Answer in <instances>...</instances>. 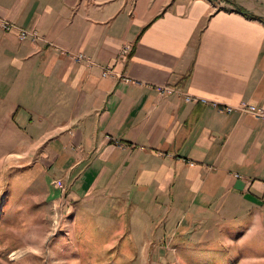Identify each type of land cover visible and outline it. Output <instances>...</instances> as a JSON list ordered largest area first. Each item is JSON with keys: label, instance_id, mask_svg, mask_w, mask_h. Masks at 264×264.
I'll list each match as a JSON object with an SVG mask.
<instances>
[{"label": "crops", "instance_id": "obj_1", "mask_svg": "<svg viewBox=\"0 0 264 264\" xmlns=\"http://www.w3.org/2000/svg\"><path fill=\"white\" fill-rule=\"evenodd\" d=\"M0 18L17 28L0 30V124L57 172L62 218L85 202L171 248L261 226L264 120L212 105L264 108L262 22L208 0H0Z\"/></svg>", "mask_w": 264, "mask_h": 264}, {"label": "rangeland", "instance_id": "obj_2", "mask_svg": "<svg viewBox=\"0 0 264 264\" xmlns=\"http://www.w3.org/2000/svg\"><path fill=\"white\" fill-rule=\"evenodd\" d=\"M213 5L221 11L240 8L251 14L246 8L264 10V0H214ZM72 56L85 60L77 62L92 63L82 53ZM3 128L0 124V264H264V221L260 220L256 221L261 226L251 219L217 221V227L203 235L207 238L203 243L175 240L171 248L161 245L168 235L135 232L122 225L124 220L84 210L89 207L85 202L74 213L65 209L62 218L54 200L64 187L60 189L61 181H55L57 190L51 183L57 172L46 171L48 164L38 153L22 156L27 143Z\"/></svg>", "mask_w": 264, "mask_h": 264}, {"label": "built area", "instance_id": "obj_3", "mask_svg": "<svg viewBox=\"0 0 264 264\" xmlns=\"http://www.w3.org/2000/svg\"><path fill=\"white\" fill-rule=\"evenodd\" d=\"M0 30L4 31V32H12L13 30L17 31V28L11 22L0 18ZM17 37L20 41H22L28 37L35 38L34 35L30 34L29 32H27L25 30H19L17 32ZM76 59H77V61H85L81 56L80 57L78 56ZM103 70H108V68L103 69ZM102 77H107V74L102 73ZM174 93H175V91L172 88L167 87V86L162 87V88L161 87L158 88V94L160 96H171ZM187 99H189V98L187 97ZM212 106H213V109H215L219 113H226V114L238 113L240 115L251 114L259 120H264V110L262 108L255 107V106L250 105V104L241 103L236 108L223 107V106H219V105H215V104H213ZM58 186H59V188L63 187L61 182L58 183ZM62 191H64V189Z\"/></svg>", "mask_w": 264, "mask_h": 264}, {"label": "trees", "instance_id": "obj_4", "mask_svg": "<svg viewBox=\"0 0 264 264\" xmlns=\"http://www.w3.org/2000/svg\"><path fill=\"white\" fill-rule=\"evenodd\" d=\"M208 1L211 2L212 4L214 3V0H208ZM231 11L232 12H235V13H239V14H241L242 16H244L247 19H250V20H258V21L264 23V19L263 18L257 17L255 15L247 12L244 9L235 8V9H232Z\"/></svg>", "mask_w": 264, "mask_h": 264}]
</instances>
